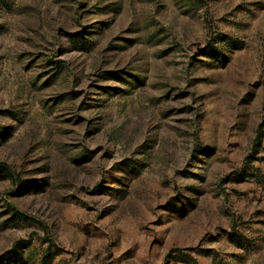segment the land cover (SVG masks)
<instances>
[{"label":"rangeland","instance_id":"1","mask_svg":"<svg viewBox=\"0 0 264 264\" xmlns=\"http://www.w3.org/2000/svg\"><path fill=\"white\" fill-rule=\"evenodd\" d=\"M13 254L264 264V0H0Z\"/></svg>","mask_w":264,"mask_h":264},{"label":"trees","instance_id":"2","mask_svg":"<svg viewBox=\"0 0 264 264\" xmlns=\"http://www.w3.org/2000/svg\"><path fill=\"white\" fill-rule=\"evenodd\" d=\"M9 207L16 212V209L11 205L9 204ZM17 254H13L11 255L10 259L6 262V264H13V263H16L18 260H17ZM2 264V263H1Z\"/></svg>","mask_w":264,"mask_h":264}]
</instances>
